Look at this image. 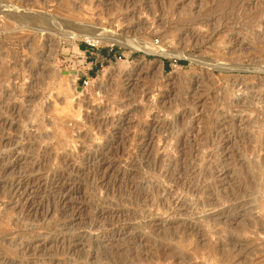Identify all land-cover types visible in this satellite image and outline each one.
<instances>
[{
  "label": "rangeland",
  "instance_id": "1",
  "mask_svg": "<svg viewBox=\"0 0 264 264\" xmlns=\"http://www.w3.org/2000/svg\"><path fill=\"white\" fill-rule=\"evenodd\" d=\"M0 264H264V0H0Z\"/></svg>",
  "mask_w": 264,
  "mask_h": 264
},
{
  "label": "bare ground",
  "instance_id": "2",
  "mask_svg": "<svg viewBox=\"0 0 264 264\" xmlns=\"http://www.w3.org/2000/svg\"><path fill=\"white\" fill-rule=\"evenodd\" d=\"M68 37L71 38H82L89 40V42L93 43H100V42H107V41H112V42H117V43H123L126 46H129L133 49L137 48H147V49H154L157 50L158 48H152L151 45L141 42L137 39H128V38H123V36H118L115 33L109 32V31H97V32H87V31H77L74 33H69ZM66 37V39H70Z\"/></svg>",
  "mask_w": 264,
  "mask_h": 264
},
{
  "label": "crops",
  "instance_id": "3",
  "mask_svg": "<svg viewBox=\"0 0 264 264\" xmlns=\"http://www.w3.org/2000/svg\"><path fill=\"white\" fill-rule=\"evenodd\" d=\"M114 57L115 51H113V49L92 48L91 51L88 49L84 53V59L82 58V60H79L82 63L81 65H83L82 67L80 66V69L87 76H94L97 68L100 65H104V63L110 61ZM84 61L86 62V64H91L85 67V65L83 64L85 63Z\"/></svg>",
  "mask_w": 264,
  "mask_h": 264
},
{
  "label": "built area",
  "instance_id": "4",
  "mask_svg": "<svg viewBox=\"0 0 264 264\" xmlns=\"http://www.w3.org/2000/svg\"><path fill=\"white\" fill-rule=\"evenodd\" d=\"M88 44H89L90 46H92L93 48L96 47V45H95L94 43L88 42ZM82 55H83V52H82ZM85 56H86V55H85ZM82 58H83V56H82ZM85 61H86V60H85ZM85 61H84V62H85ZM78 71H79V72L82 71V70L80 69V67H79ZM83 83L86 84V85L89 84V79L86 77V75H85V77H84V79H83Z\"/></svg>",
  "mask_w": 264,
  "mask_h": 264
},
{
  "label": "trees",
  "instance_id": "5",
  "mask_svg": "<svg viewBox=\"0 0 264 264\" xmlns=\"http://www.w3.org/2000/svg\"><path fill=\"white\" fill-rule=\"evenodd\" d=\"M166 62H167V60H166ZM180 63H183V64H185V63H186V61H180Z\"/></svg>",
  "mask_w": 264,
  "mask_h": 264
}]
</instances>
